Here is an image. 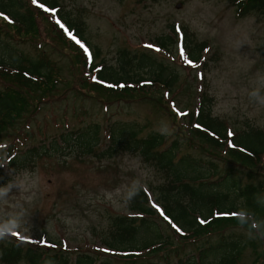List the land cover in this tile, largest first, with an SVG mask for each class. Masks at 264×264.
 Listing matches in <instances>:
<instances>
[{
	"label": "trees",
	"instance_id": "obj_1",
	"mask_svg": "<svg viewBox=\"0 0 264 264\" xmlns=\"http://www.w3.org/2000/svg\"><path fill=\"white\" fill-rule=\"evenodd\" d=\"M231 1L237 16L252 12L264 15V0ZM41 16L52 25L53 32L62 34L79 51L76 53L82 57L85 80L81 82L85 87L93 85L91 73L101 87L125 96L147 92L153 85L171 90L178 82L176 66L154 50L123 48L116 54L115 63L97 61L99 50L88 40L82 21L71 15L60 0H0V19L6 26L0 25V162H11L9 175L33 167L36 159L53 152L74 154L77 158L86 154L110 158L122 150L138 153L144 163L163 174L158 186L152 187L156 197L150 189L139 187L127 202V212L112 216L110 235L101 238L105 251L77 252L60 247L59 243L50 246L14 237L6 246L0 244L4 263L16 264L25 257L31 264H70L75 255L73 264H113L114 260L125 264H237L248 245L256 250L258 243L249 237L248 226H241L238 217L231 213L246 210L264 223L261 202L264 180H258V185L254 182L260 172L264 173V130L248 125L247 131L234 133L225 119L213 115L214 98L206 90L198 91L197 101L192 108L181 112L184 115L174 113L175 121H180L187 132L185 136L177 134L171 141L169 135L160 131L145 135L144 126L135 122L116 121L103 126L91 121L73 127L67 124L60 134L51 138L46 136V129L38 127L40 140L32 142L36 130L32 127L33 113L41 108L40 103H33L36 97L32 94L52 92L63 81L58 62L37 38L40 35L37 20ZM63 26L72 36L86 41L96 52L95 56L90 59L76 47ZM176 26L171 24L168 34L155 38L157 47L168 51L172 44L176 45L179 38ZM179 29L187 58L192 64L206 65L209 42H194L188 28ZM25 40L35 46L34 53L22 47ZM215 57L216 54L211 58ZM22 115L28 130L21 126L8 131ZM4 139L9 143L1 144ZM183 142L204 153V165L199 162L202 159L196 161L191 154H181ZM212 158L228 162L229 169L221 174ZM233 167L237 168L238 176L242 172L251 182L242 186L238 176L231 175L235 173ZM236 198L243 202H237ZM237 228L246 232L238 233ZM189 245H192L190 251L186 250ZM168 251L175 255L173 261L157 260Z\"/></svg>",
	"mask_w": 264,
	"mask_h": 264
},
{
	"label": "rangeland",
	"instance_id": "obj_2",
	"mask_svg": "<svg viewBox=\"0 0 264 264\" xmlns=\"http://www.w3.org/2000/svg\"><path fill=\"white\" fill-rule=\"evenodd\" d=\"M60 2L71 15L78 16L82 21L88 40L99 50L97 61L105 59L108 63H115L116 54L123 48L159 50L156 52L164 54L166 60L176 66L178 82L171 90L153 85L148 87L147 92L138 91L131 96L107 91L93 79H90L93 85L85 87L81 82L85 79L80 63L82 57L76 53L78 50L62 34L55 30L54 33L52 25L41 16L37 20L40 33L37 38L43 43V49L58 62L63 81L58 82V87L52 92L43 95L38 91L32 94V97H36L33 103L41 105L38 113H33V128L46 129V136L51 138L60 134L67 124L73 127L91 121L103 126L116 121L135 122L144 126L145 135L167 126L171 141L178 137L177 134L185 136L187 132L180 121H175L174 113L192 108L199 96L198 91L206 90L214 98L213 115L225 119L234 133L247 131L248 125L264 130V104L252 96L256 91L264 96L263 14L252 12L237 16L231 0ZM171 24L188 28L194 35V42H209L206 65L187 62L189 59L182 49L179 36L182 30L178 28V41L176 45L172 44L170 50L159 49L154 45L155 38L169 33ZM0 25H4L1 19ZM74 45L79 47L77 43ZM22 47L34 53L35 46L27 40ZM79 49L83 51L81 47ZM91 49L95 56L96 52ZM214 54L216 57L212 59ZM26 121L22 115L8 131L21 126L24 128ZM25 130H28L27 127ZM41 130H35L32 142L40 140ZM103 135L107 134L103 131ZM6 143H9L7 139L1 141V144ZM181 154H191L196 161L202 159L199 162L205 164L204 153L190 148L185 142L181 144ZM67 155L53 152L52 155L36 159L33 167L17 172L28 170L39 178L38 184L26 194L29 200H21L20 193L13 190L4 211L9 212L13 208L19 211V205L22 204V227L25 230L16 232L19 235L14 233L7 236L0 240V244L6 246L15 237L50 246L59 243L60 247L72 251L98 254L105 251L101 238L110 235L112 216L127 212V192L145 187L156 197L157 192L152 187H157L163 180V174L144 163L135 152L122 150L110 158L92 154L80 158L74 154ZM212 159L218 164L221 174L229 169L228 162ZM11 166V162H0V171H3L0 185L17 174L9 175ZM233 169L235 173L231 175L238 176L237 168ZM247 173L250 171L247 170ZM237 180H241L242 186L251 182L242 172ZM258 180H264V173L260 172L257 180H254L257 185ZM235 200L243 202V199ZM261 202L264 203V198ZM237 231L246 232L239 228ZM251 238L258 243L256 250L254 246L248 245L237 264H264V240L255 235ZM190 249L192 245L186 247V250ZM24 250L26 252V248ZM174 256L168 251L157 260L165 263L168 259L173 261ZM74 260L75 255L70 264ZM0 264H5L1 255ZM16 264L31 263L21 257ZM113 264L125 263L114 260Z\"/></svg>",
	"mask_w": 264,
	"mask_h": 264
},
{
	"label": "clouds",
	"instance_id": "obj_3",
	"mask_svg": "<svg viewBox=\"0 0 264 264\" xmlns=\"http://www.w3.org/2000/svg\"><path fill=\"white\" fill-rule=\"evenodd\" d=\"M252 96L259 101L260 104H264V96H261L258 91L253 92ZM161 134L169 135V129L167 126H162L158 129ZM38 177L28 170H23L17 173L7 183L0 185V240L5 239L7 236L12 235L18 231H24L22 227L23 221V205L20 204V210L17 211L13 208L12 211H4L5 205L9 203V197L15 189L20 193L21 200H29L30 198L26 195L38 184ZM138 191L136 189L130 190L126 194V199L131 200ZM238 222L241 226H248L249 237H253L254 233L258 234L260 238H264V223L257 221L253 215L248 213L246 210H241L236 215Z\"/></svg>",
	"mask_w": 264,
	"mask_h": 264
},
{
	"label": "snow or ice",
	"instance_id": "obj_4",
	"mask_svg": "<svg viewBox=\"0 0 264 264\" xmlns=\"http://www.w3.org/2000/svg\"><path fill=\"white\" fill-rule=\"evenodd\" d=\"M34 2H35V0H34ZM187 62L189 63V64H191L192 63V61L191 60H187ZM180 115H184V113H179ZM197 127H199V125H197ZM162 215H163V213H162ZM231 215L232 216H236L237 215V213H231ZM201 223H204V221H201ZM177 230H179V229H177ZM16 235H19V233H15Z\"/></svg>",
	"mask_w": 264,
	"mask_h": 264
}]
</instances>
